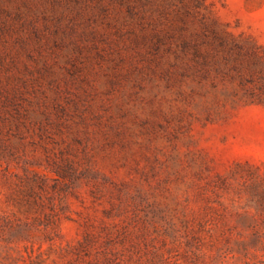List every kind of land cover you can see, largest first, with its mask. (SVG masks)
Here are the masks:
<instances>
[{
  "label": "rangeland",
  "instance_id": "rangeland-1",
  "mask_svg": "<svg viewBox=\"0 0 264 264\" xmlns=\"http://www.w3.org/2000/svg\"><path fill=\"white\" fill-rule=\"evenodd\" d=\"M0 264H264V0H0Z\"/></svg>",
  "mask_w": 264,
  "mask_h": 264
}]
</instances>
